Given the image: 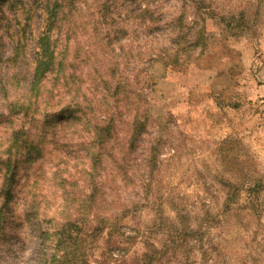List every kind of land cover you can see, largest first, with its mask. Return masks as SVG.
<instances>
[{
	"label": "rangeland",
	"instance_id": "obj_1",
	"mask_svg": "<svg viewBox=\"0 0 264 264\" xmlns=\"http://www.w3.org/2000/svg\"><path fill=\"white\" fill-rule=\"evenodd\" d=\"M46 6L0 3V187L12 132L28 129L29 143L14 155L0 264H46L48 233L88 208L92 118L115 126L97 201L139 203L140 223L128 229L163 249L153 264H264V213L223 206L234 166L247 173L237 178L243 186L264 185V0H76L58 35L61 65L46 73L30 111L38 117L12 115V101L27 97ZM139 103L150 117L131 150ZM64 106L86 115L45 117ZM181 229L176 249L169 242ZM96 246L87 249L92 264H136L144 250L107 231Z\"/></svg>",
	"mask_w": 264,
	"mask_h": 264
},
{
	"label": "trees",
	"instance_id": "obj_2",
	"mask_svg": "<svg viewBox=\"0 0 264 264\" xmlns=\"http://www.w3.org/2000/svg\"><path fill=\"white\" fill-rule=\"evenodd\" d=\"M6 0H0V3ZM76 0H47V6L45 10V22L44 29L38 37L37 45L38 50L35 56V66L32 72L31 81L29 82V87L26 92L27 97L23 100L12 101L11 108L13 111L18 110V112H12V115L22 114L24 117L37 118L38 115H30V113L38 111L35 104L39 99V91L41 87V82L45 78L46 73L53 70L56 59L57 67L61 65V61L58 60V35L62 32V23L70 22L69 15L72 14ZM181 17L179 18V20ZM66 28L72 30L69 27ZM57 29V38H54L55 30ZM201 41V36L195 40V42L190 43L186 48L189 52V48L195 47ZM57 48V54H56ZM186 52V54H187ZM57 55V56H56ZM4 60L2 44L0 42V61ZM161 60L165 61L164 57ZM58 75V72H57ZM126 82L125 86H127ZM139 96L143 100V95L139 93ZM127 98V97H126ZM132 103H127V106H132ZM140 103L135 107L134 116L130 122L131 131L127 140V148L134 150L144 133H146L148 128V122L150 117V112L145 103L140 106ZM36 107V110L31 111L32 107ZM131 109H126L130 111ZM100 114L104 115V109L99 108ZM86 115V112L80 108L64 106L54 112L45 115L57 117V120L63 119L65 117L73 118L75 121L80 120ZM72 119V120H73ZM95 122L92 124L91 120H87L89 125H92L93 135L91 142V150L89 153L91 160V171L89 174L90 185H91V195L90 201L87 203L86 211L80 210L78 212V219L73 218L70 220H65L53 232L48 233L53 236L54 244V254L52 258L46 264H92L89 258L87 249L89 250L93 246L99 243V240L107 231V236H114L121 238V241H126L131 243V245H137L139 247H144L143 252L138 257L136 264H153L160 259L161 252L163 249L158 247L157 242H150L148 238L144 237L145 231L141 228H136L135 230L128 229V226L140 223L137 221L136 209L139 207V203H133L131 205L122 204L119 208L115 202L106 201L105 205L98 203L96 194L98 189H100V177L101 174L98 172L102 168L103 156L105 155L104 149L107 148L109 142L113 139L114 132V122L113 119L102 120L99 118H92ZM49 122V121H46ZM26 132L28 129L20 127L16 131L12 132L11 142L6 149V158L3 160L2 168L4 170L2 174V182L0 187V242L4 229L6 227V222L9 217V205L14 198V187L16 183V175L19 166L15 163L14 155H19L22 151L27 149L29 146ZM152 163V161H149ZM153 165V164H151ZM152 167V166H151ZM240 166H234L230 170L231 182L235 179L236 182H229L226 185V199L224 202V211L229 212L233 210L234 205L237 203L241 205L247 212L255 210L259 211L258 214L264 213V204L262 206L261 196L264 191V185L260 180H257L254 185L248 184V186H243L240 180L237 178H244L247 173L242 169H238ZM112 207V208H110ZM258 207L260 210H258ZM251 212V213H252ZM257 214V213H256ZM129 219L131 221H129ZM79 221V223H77ZM81 222V225H80ZM182 223V221L180 222ZM126 226V227H124ZM124 227V228H123ZM124 229V231L122 230ZM128 229V231H126ZM196 231V230H193ZM182 232L186 233L187 230L181 229L176 239H172L169 244L175 246L176 240L182 238ZM117 233V234H116ZM183 233V235H185ZM141 234V236H139ZM144 237L145 240H142ZM109 242L106 240V243ZM180 242L175 246L178 249ZM97 247V246H96ZM166 247H169L168 244ZM165 245L163 248H166ZM113 249L110 247V250ZM109 250V251H110ZM108 253V251H105ZM104 255V253H103ZM104 257V256H103Z\"/></svg>",
	"mask_w": 264,
	"mask_h": 264
}]
</instances>
